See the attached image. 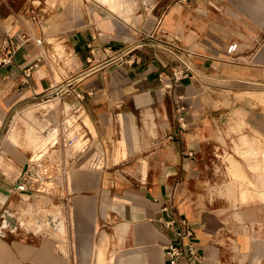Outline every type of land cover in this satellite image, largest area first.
I'll return each mask as SVG.
<instances>
[{"label": "crops", "instance_id": "1", "mask_svg": "<svg viewBox=\"0 0 264 264\" xmlns=\"http://www.w3.org/2000/svg\"><path fill=\"white\" fill-rule=\"evenodd\" d=\"M37 1L54 0H0V47L6 35L31 34L14 62L0 67V137L19 108L51 94L59 98L54 115L59 110L68 141L62 133L68 146L59 196L70 233L66 241L13 230L9 215L36 189L18 190L19 175L13 180L1 173L0 264H95L105 246L110 264H171L164 247L174 230L162 226L167 204L193 228L199 249L176 264H264V169L245 170L230 155L232 177L219 170L234 111L238 127L245 122L244 108L226 103L235 92L250 96L251 89L237 88L264 84V64L251 54L254 38L264 35V0H152L137 16L129 12L138 0H89L66 11L60 5L45 18ZM141 27L166 31L169 40L191 49L199 73L171 79L172 55L152 46L124 54ZM48 39L75 77L61 80L57 67L53 74ZM232 43L238 45L229 53ZM253 111L251 140H259L264 113ZM42 131L48 136L42 145L50 149L60 139L59 125L50 122ZM257 147L260 169L264 138ZM57 152L32 150L20 175ZM4 166L11 171L13 163Z\"/></svg>", "mask_w": 264, "mask_h": 264}, {"label": "rangeland", "instance_id": "2", "mask_svg": "<svg viewBox=\"0 0 264 264\" xmlns=\"http://www.w3.org/2000/svg\"><path fill=\"white\" fill-rule=\"evenodd\" d=\"M58 1L59 0L47 1L44 3L42 2L41 4L39 1H37L35 2V5L40 6V13L45 18L46 16L53 14V12L58 11L60 5H64L66 11L72 6L73 3H77V1L82 3H79L80 6H84V2H87L89 0H71L69 3H64V0H60L59 2ZM150 2H152V0H138V4L135 5L134 10L129 13L134 16L139 15ZM110 5L114 10H117L115 4ZM63 15L64 13H62V16ZM130 22L133 23L134 20L131 19ZM138 37L139 35L135 36L134 39ZM253 42L254 45L253 47H251V54L258 55L259 58L255 61L264 64V35L256 36ZM47 43L48 48H50L49 50H47V54L49 56L53 74H55L57 67L61 74V80H63L64 78H68L69 76L75 77L76 74H73V68H69L68 66L66 67L64 65V61L59 55L60 51H55L53 49L56 42H54V40L52 39H48ZM240 50H242V47ZM67 81L68 80L62 83H67ZM244 89H251L248 90L245 94L250 96H256L259 101L250 96L238 97V94L235 92V97H233L230 102L226 103L227 105L242 107L245 111V122L242 125L243 127H238L240 119L237 117L234 111L231 120L234 122L235 125L231 130L225 132L230 147L228 148L227 146L224 151V156H221L222 166L219 168V170L223 174H226V176L230 177H232L233 175L231 174V170L229 168V166H232V162L229 158L230 155H232V157L235 156L242 163V166L245 170L248 169L249 171L259 172L264 169L262 168V166L260 169L255 168L254 166V163L256 161L259 162L261 156V152L258 153L255 148H258L257 145L261 144V139L264 138V136H260L259 140H251V135H253L256 130H254L253 127L250 125L251 116L256 117V115L250 114L251 109H254V113L257 111L264 113V99L262 100L258 96L261 93H264V84L243 85V88H237V91ZM49 97H53V94L34 100L32 103L19 108L12 117V122L10 121V124H12L9 125L4 131H2L0 137V174L3 173L4 175L11 177L13 178V180H15L16 176L20 175V172L23 170L25 164L27 162L31 163L29 160L32 155V150H57L58 152L56 154L46 153L41 159L42 162H33L34 172L36 171L34 175L40 178V182L42 183V185L40 186L39 183H33V180L31 181L30 177L25 179V181L29 183V189L34 188L36 190H34V192H30L31 194L33 193L32 197L30 195L25 199L20 198V202L22 204L17 208V210L13 213L12 216H10L11 214L9 213V217L10 222L14 224L13 226H11L13 230L38 235L39 237L41 235L55 236L60 240L68 241L70 233L69 214L63 203L64 200L59 196L60 188L64 187L66 182L65 173L63 172V149L67 148L68 141L66 137L67 135L65 134L66 132L61 131L62 127L64 129V125H61V121L58 119L59 110L57 112V115H54V113L57 111L56 109H58V107L62 104H60L59 99L45 101ZM245 108L248 109L246 110ZM54 121L56 124L59 125L61 134L60 139L58 138V140L54 144H52V147L49 149V145H42L45 140L44 137H48L47 135L43 134L44 132L42 131V129L47 124ZM241 132L247 133L251 141L244 143L239 136V133ZM62 133L63 136H65V142L67 143L64 146L62 141ZM74 134H76V131L72 132L71 136ZM85 134L88 138L92 136V133L89 131H85ZM76 140H78V138H75V141ZM79 143L80 142H78V144ZM237 145L244 149H247L248 153L243 154L238 151ZM11 147H13L14 149L11 150ZM258 150L260 151L259 148ZM4 161L5 163H13V168L11 171H5ZM59 162H61V164H59ZM40 164L46 165V172L44 169L41 172L37 171L38 169H40ZM38 174L40 177L38 176ZM54 177L56 178L54 179ZM236 180L238 181L240 179ZM242 180H244V183L247 185L249 182L248 180L250 179L246 178L245 176V178ZM225 181H228V179ZM225 184L223 183L222 187L226 186ZM28 204L34 205L33 209L28 210ZM2 218H5V216H2ZM44 219H46L47 222H45ZM40 221L43 222V224ZM107 243L108 242H106L105 245H107ZM106 247L107 246H105V248L102 247L101 252L99 254L100 256L96 259L95 264H110V261H108L105 254Z\"/></svg>", "mask_w": 264, "mask_h": 264}, {"label": "built area", "instance_id": "3", "mask_svg": "<svg viewBox=\"0 0 264 264\" xmlns=\"http://www.w3.org/2000/svg\"><path fill=\"white\" fill-rule=\"evenodd\" d=\"M138 38L123 50V53L132 52L138 48L152 46L158 49L168 51L174 61V67L167 76L174 80H181L186 77L196 75L197 69L193 64V51L186 46L175 43L166 37V31H158V29H147L141 27L137 29ZM31 38L28 32H22L18 38L6 35L0 47V67L14 62L18 51L23 47L24 43ZM40 43L41 39H37ZM237 43L228 46V52L232 53L237 48ZM16 188L21 191L29 189L28 183L20 176L16 181ZM166 218L162 221V226L169 230H174V238L164 247L165 255L171 264H176L182 260H191L198 253L199 249L194 240V230L184 218L176 219L178 215L177 209L172 204L163 206Z\"/></svg>", "mask_w": 264, "mask_h": 264}, {"label": "bare ground", "instance_id": "4", "mask_svg": "<svg viewBox=\"0 0 264 264\" xmlns=\"http://www.w3.org/2000/svg\"><path fill=\"white\" fill-rule=\"evenodd\" d=\"M133 16L131 17V19L133 20ZM130 19V20H131ZM130 20L128 21V22H130ZM259 96H261L262 97V99H264V93H261ZM55 99H59L58 97H55V96H53V97H49L48 99H46L45 101H50V100H55ZM33 167V166H32ZM38 169V168H37ZM43 169L45 170V172L47 171V169H46V165H42V164H40V169H38V171L39 172H41V171H43ZM30 170V169H29ZM34 171H33V173H31L30 171H27L26 172V174L25 173H22L21 175H19V177L21 176L22 177V179L24 178H28V177H30V179H31V181L33 180V183H39L40 184V186L42 185V183L40 182V178H38L37 176H35L34 175ZM55 176V175H54ZM18 177V178H19ZM53 177V176H52ZM56 177H54V179H55ZM54 179H51V180H54ZM28 185H29V183H28Z\"/></svg>", "mask_w": 264, "mask_h": 264}, {"label": "water", "instance_id": "5", "mask_svg": "<svg viewBox=\"0 0 264 264\" xmlns=\"http://www.w3.org/2000/svg\"><path fill=\"white\" fill-rule=\"evenodd\" d=\"M26 168H27V166H26Z\"/></svg>", "mask_w": 264, "mask_h": 264}]
</instances>
